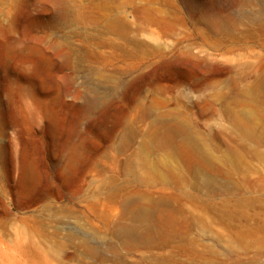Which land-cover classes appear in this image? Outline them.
<instances>
[{
  "label": "rangeland",
  "instance_id": "374dc122",
  "mask_svg": "<svg viewBox=\"0 0 264 264\" xmlns=\"http://www.w3.org/2000/svg\"><path fill=\"white\" fill-rule=\"evenodd\" d=\"M216 1L0 0V264H168L167 251L110 248L118 241L105 219L116 220L120 207L93 190L110 174L120 175L126 159L140 175L147 158L164 159V149L151 144L155 118H188L206 125L207 134L235 132L220 106L215 116L202 117L207 107L197 102L220 92L210 85L224 87L226 67L261 66L264 41L214 50L217 37L204 39L207 29L191 19L216 10ZM189 45L196 57L185 52ZM251 163L257 170L249 179L264 187L263 163ZM101 169L111 173L101 176ZM128 190L173 201L177 193L172 184L152 180ZM181 203L211 215L212 204ZM244 206L253 215L260 203ZM212 222L223 240L235 238L243 224L250 237L260 235L254 219L234 220L233 229L227 220ZM85 234L97 250L87 248ZM233 248L187 254L198 257L193 264H264L263 256Z\"/></svg>",
  "mask_w": 264,
  "mask_h": 264
},
{
  "label": "bare ground",
  "instance_id": "6f19581e",
  "mask_svg": "<svg viewBox=\"0 0 264 264\" xmlns=\"http://www.w3.org/2000/svg\"><path fill=\"white\" fill-rule=\"evenodd\" d=\"M214 6L218 10L203 9L191 19L193 25L198 23L207 29L202 34L204 39L213 35L217 37V41L211 44L214 50H223L227 44L264 41V0H218ZM190 10L195 14L194 6ZM185 52L195 57L198 55L191 52V45ZM261 59V66L236 63L226 67L230 77L222 83L224 87L219 83L210 85L213 91L220 92L197 102L207 107L200 113L202 117L215 116L218 114L216 106H220L234 133L207 134L204 131L206 125L191 123L188 118L174 117L170 119L172 121L155 118L150 132L151 144L164 149V159L147 158L143 175L134 173L132 160L126 159L120 175L110 174L93 190L97 196L116 199L120 207L116 220L105 219L109 223L108 231L118 241L110 243V248L167 251L162 255L164 263L168 264H193L198 257L195 253L187 254V251L197 252L202 247L207 253H214L215 246L219 245L234 247L243 253L252 251L264 257V187L249 179V172L257 170L251 163L253 159L264 165V151L261 150L264 147V58ZM194 86L199 90L205 88L201 82H194ZM147 115H151L150 110ZM223 137L227 140H221ZM222 145L226 150H221ZM180 155L192 161L184 163ZM108 171L101 169V176L111 173ZM24 176L31 181L32 170H25ZM144 180L172 184L177 192L173 194L176 200L154 198L149 193L131 194L128 189L133 182L144 184ZM247 182H251L250 190L245 188ZM250 194L253 197L248 196ZM185 199L201 205L212 204L213 207L208 209L211 215L190 212L181 203ZM249 202L260 203L259 212L249 214L250 209L244 206ZM243 219L257 220V226L252 229L257 230L255 233L260 231L258 237H250L244 224L245 229L237 232L235 238L225 240L211 229L213 220H227L229 226L234 220ZM238 225L242 224L238 222ZM229 228L233 229V226ZM94 236L96 239V234ZM84 238L87 248L98 249V246H88L91 240L88 235L85 234Z\"/></svg>",
  "mask_w": 264,
  "mask_h": 264
}]
</instances>
